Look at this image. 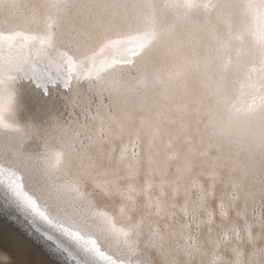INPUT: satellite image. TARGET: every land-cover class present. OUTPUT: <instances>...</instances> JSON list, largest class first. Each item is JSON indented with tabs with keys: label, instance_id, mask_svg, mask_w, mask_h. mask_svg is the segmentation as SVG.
I'll use <instances>...</instances> for the list:
<instances>
[{
	"label": "bare ground",
	"instance_id": "1",
	"mask_svg": "<svg viewBox=\"0 0 264 264\" xmlns=\"http://www.w3.org/2000/svg\"><path fill=\"white\" fill-rule=\"evenodd\" d=\"M0 189L88 263L264 264V0H0Z\"/></svg>",
	"mask_w": 264,
	"mask_h": 264
},
{
	"label": "rangeland",
	"instance_id": "2",
	"mask_svg": "<svg viewBox=\"0 0 264 264\" xmlns=\"http://www.w3.org/2000/svg\"><path fill=\"white\" fill-rule=\"evenodd\" d=\"M10 214L0 202V264H69L39 240L28 224Z\"/></svg>",
	"mask_w": 264,
	"mask_h": 264
},
{
	"label": "water",
	"instance_id": "3",
	"mask_svg": "<svg viewBox=\"0 0 264 264\" xmlns=\"http://www.w3.org/2000/svg\"><path fill=\"white\" fill-rule=\"evenodd\" d=\"M10 200L11 201L2 200V198L0 197L1 204H3V206L11 214L16 215L18 219L28 224L32 231L36 233L37 238L41 241L43 240L45 244L51 246V248H53V251L59 258L67 261L69 264H93V261L90 258L89 263L85 261V259L88 258V255L71 244L70 239L64 240L61 237L53 234L52 232L46 231V225L45 223H43L42 219L37 218V221H32L31 218L27 217L31 214L29 213L28 209L22 207L23 203L15 199V197H11Z\"/></svg>",
	"mask_w": 264,
	"mask_h": 264
},
{
	"label": "snow or ice",
	"instance_id": "4",
	"mask_svg": "<svg viewBox=\"0 0 264 264\" xmlns=\"http://www.w3.org/2000/svg\"><path fill=\"white\" fill-rule=\"evenodd\" d=\"M157 132L160 131V129H157L156 130ZM179 138V137H177ZM218 161H220V158L217 157L215 161H212L211 162V167L214 168V169H218L219 167H221L222 165L220 163H218ZM212 176H213V180L214 182H219V178L216 177V174H215V171L212 172ZM205 196L207 195H210L209 192H205L204 193ZM232 196H233V199H235L236 197V193H232ZM25 203L32 206L34 210L35 209V202L33 200H25ZM260 207L262 209H264V195L261 196V201H260ZM185 212H187V209H184ZM41 216L44 217V219L47 220V217L44 216V213L43 212H40L39 213ZM220 215L221 216H226L227 215V212L225 211V205L223 203L220 204ZM237 215H239V213H237ZM253 216H254V224L253 226H256L257 224L259 225L261 231H264V214H260L257 216L256 212H255V209H253ZM191 219V222L192 223H196V218H195V215L193 214L192 217L190 218Z\"/></svg>",
	"mask_w": 264,
	"mask_h": 264
}]
</instances>
